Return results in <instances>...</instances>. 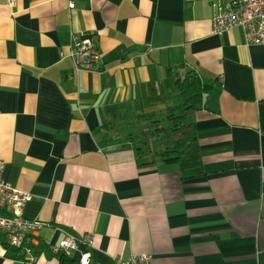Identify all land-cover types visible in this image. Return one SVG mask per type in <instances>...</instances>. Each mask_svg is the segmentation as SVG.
<instances>
[{
    "label": "crops",
    "instance_id": "0c3cea01",
    "mask_svg": "<svg viewBox=\"0 0 264 264\" xmlns=\"http://www.w3.org/2000/svg\"><path fill=\"white\" fill-rule=\"evenodd\" d=\"M225 1L0 0V158L32 195L24 217L44 225L36 264L85 235L76 264L88 251L91 264H264V47L212 33ZM72 35L96 39V71H76ZM188 71L212 91L185 156L142 166L103 127L126 109L183 114L168 95ZM6 253L0 235V264L27 263Z\"/></svg>",
    "mask_w": 264,
    "mask_h": 264
},
{
    "label": "built area",
    "instance_id": "2783aa9c",
    "mask_svg": "<svg viewBox=\"0 0 264 264\" xmlns=\"http://www.w3.org/2000/svg\"><path fill=\"white\" fill-rule=\"evenodd\" d=\"M15 5V0H9ZM74 8L73 2L69 3ZM242 30L246 46L264 47V0H226L216 6L212 19V33L222 35L233 29ZM69 57L74 61L76 71H96L100 65V52L95 38L72 35ZM67 57L63 52L60 58ZM5 162L0 158V235L5 243L23 254L26 264H36V251L40 247L38 232L44 226L38 221L24 217L23 209L32 200V195L13 187L4 180ZM79 242L88 247L92 244L90 235L81 241L74 236H66L58 246L50 248L52 254L71 257L79 251ZM90 252H82L79 264H91ZM113 264H154L148 254H134L128 260L115 259Z\"/></svg>",
    "mask_w": 264,
    "mask_h": 264
},
{
    "label": "trees",
    "instance_id": "16d2710c",
    "mask_svg": "<svg viewBox=\"0 0 264 264\" xmlns=\"http://www.w3.org/2000/svg\"><path fill=\"white\" fill-rule=\"evenodd\" d=\"M212 87L203 84L193 71L184 72L175 78L170 102L185 112L137 113L126 109L111 117L103 127L104 134L111 136L113 142L133 149L142 160V166H173L184 158L186 153V128L194 112L204 104ZM6 255L12 259H23V254L5 243ZM41 247L36 251L39 256ZM55 255V254H52ZM60 264H76L64 254L55 255Z\"/></svg>",
    "mask_w": 264,
    "mask_h": 264
},
{
    "label": "rangeland",
    "instance_id": "374dc122",
    "mask_svg": "<svg viewBox=\"0 0 264 264\" xmlns=\"http://www.w3.org/2000/svg\"><path fill=\"white\" fill-rule=\"evenodd\" d=\"M178 115H181V114H178Z\"/></svg>",
    "mask_w": 264,
    "mask_h": 264
}]
</instances>
